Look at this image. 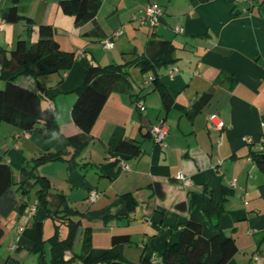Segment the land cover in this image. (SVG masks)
<instances>
[{
	"label": "crops",
	"instance_id": "0c3cea01",
	"mask_svg": "<svg viewBox=\"0 0 264 264\" xmlns=\"http://www.w3.org/2000/svg\"><path fill=\"white\" fill-rule=\"evenodd\" d=\"M42 1L40 20L51 24L50 12L57 0L23 4L29 12ZM251 1L101 0L94 20L75 26L72 19L67 25L72 29L69 35L54 36L62 49L75 54L62 81L58 83V75L47 89L64 136L80 132L70 110L73 90L88 66L132 60L145 52L151 38L171 41L175 58L157 68L173 98L168 111L148 80L151 72L130 67L128 91L116 90L108 96L87 145L76 154L58 139L1 124L0 157L5 158L16 181L27 161L45 151L61 153V159L39 166L38 173L49 180L52 195L60 191L79 212L74 217L81 221L74 251L79 252L81 229L88 226L93 256L112 250L128 261L147 256L160 262L166 243H176L182 226L194 221L206 238L217 231L233 237L237 264H264V173L252 158V151L264 147V10L256 0L253 5ZM151 2L162 8L160 23L140 25L133 17H139ZM177 25L182 33L173 30ZM117 29L121 34L114 38L113 48L103 49L102 39ZM171 67L176 68L172 77L168 73ZM20 78L21 85L37 87L32 78ZM3 86L0 81V88ZM206 94L207 101L189 115ZM136 95L143 98L144 111L136 110ZM212 114L223 121L221 130L207 126ZM160 122L168 129L165 146L156 144L149 134L151 126ZM124 140L138 145V154L133 155L131 148L118 149ZM180 172L190 185L182 184L177 177ZM231 181L235 186H229ZM92 191L97 192L94 200L90 199ZM126 192L136 201L132 209L121 196ZM12 195L20 204L18 193ZM36 201L34 196L22 211L0 214V264H14L15 260L29 264L24 251L32 243L17 229L32 218L43 225L49 219L40 206L34 216L29 215ZM66 229L65 224L58 228L60 237ZM113 235H128L130 241L112 244ZM44 254L50 256L45 246Z\"/></svg>",
	"mask_w": 264,
	"mask_h": 264
},
{
	"label": "trees",
	"instance_id": "16d2710c",
	"mask_svg": "<svg viewBox=\"0 0 264 264\" xmlns=\"http://www.w3.org/2000/svg\"><path fill=\"white\" fill-rule=\"evenodd\" d=\"M23 1L25 0H0V18L7 23L23 21L27 30H31L35 22L25 14ZM200 1L204 0H191L193 3ZM256 1L264 10V0ZM254 3L255 0L250 4ZM100 5L101 0H57L60 11L71 16L75 26L94 20ZM37 33L38 38L34 43L21 39L11 50L0 46V81L4 83L0 88V126L8 123L23 131L40 133L45 139H58L64 146L71 147L76 154L87 145L91 128L108 96L116 90L128 91L130 67H137L141 73L151 72L150 81L159 94L163 109H170L173 98L161 81L157 68L174 61L173 45L169 40L151 38L146 43L145 52L132 60L104 66L91 64L85 69L80 85L73 90L75 100L70 110L71 119L80 132L64 136L57 124V108L47 93V88L43 86V81L51 74H58L60 83L63 74L72 66L75 54L60 47L54 37L55 28L51 24H38ZM20 77L32 78L37 87L31 89L21 85L17 81ZM207 99L208 94L201 96L189 115L199 109ZM42 101H45V105ZM122 148H131L133 155L139 152L138 145L131 141H122L118 149ZM61 158L60 152L40 153L22 165L20 178L16 181L11 167L5 158L0 157V214L6 216L11 210L22 211L28 205L26 196L35 188V208L40 206L53 221L55 233L47 240L42 237L43 223L40 220L33 218L23 228L22 234L32 243L30 251L37 256V264H237L233 258L237 251L233 237L217 231L206 238L201 234V225L194 221H187L182 226L176 243H166L160 262H154L147 256H141L132 262L112 250L93 256L91 228L88 226L81 229L79 252L74 251V240L81 228V221L74 217L79 212L69 205L60 191L52 195L49 180L38 173L39 166ZM252 158L264 173V147L252 151ZM15 185L17 188L12 189ZM16 192H20V204L13 198L12 194ZM121 196L128 209L135 206L136 201L131 193L126 192ZM58 223L65 224L67 228L63 237L59 236ZM46 241L50 246L49 259L44 254ZM129 241L128 235H113L111 238L112 244ZM14 264L22 263L15 260Z\"/></svg>",
	"mask_w": 264,
	"mask_h": 264
},
{
	"label": "rangeland",
	"instance_id": "374dc122",
	"mask_svg": "<svg viewBox=\"0 0 264 264\" xmlns=\"http://www.w3.org/2000/svg\"><path fill=\"white\" fill-rule=\"evenodd\" d=\"M25 2H28V0L23 1V3ZM44 6H45V1H42L36 6V8L33 11L29 10L28 12L25 10L26 11L25 14L31 17L35 22V24L32 25L31 30H27V26L23 21H20L17 23H7L0 18V46L7 50H11L15 48L16 42L21 39L28 40L31 43L36 42L38 38L37 25L42 23L40 19L43 14ZM71 21H72L71 16L65 15L64 13H62L56 5L52 7L51 12H50V23L51 24L54 23L53 25L57 29L56 34H55L56 38L60 39V35L67 36V34L69 35V33L72 32V29H70L69 27L67 28V25ZM57 77H58V74H51L47 76L44 82L47 89L51 81H53ZM17 80H21V78H18ZM42 104L45 105V101H42ZM16 188L17 187L15 185L14 189ZM35 192H36V189L34 188L28 193V195L25 198L27 202L31 201V199L35 196ZM19 197H20V192H18V199ZM19 202H20V199H19ZM32 221H33V218H32ZM44 221L45 222L43 225L42 237L44 240H47L52 234L55 233V228H54L52 219L49 218ZM24 222L25 221L20 220L19 224H24ZM61 227H62V224L58 223V228H61ZM61 232L62 230H60V233ZM76 244L77 243L75 242L74 244L75 249L77 248ZM45 250L46 252L50 253V246H49L48 241L45 242ZM24 252H26L27 263L30 264L32 262L34 264H37L36 262L37 256L34 253H32L30 250H27V249ZM47 258L48 259L50 258L48 254H47Z\"/></svg>",
	"mask_w": 264,
	"mask_h": 264
},
{
	"label": "built area",
	"instance_id": "2783aa9c",
	"mask_svg": "<svg viewBox=\"0 0 264 264\" xmlns=\"http://www.w3.org/2000/svg\"><path fill=\"white\" fill-rule=\"evenodd\" d=\"M248 1V0H245ZM163 11L162 8L156 3V2H151L148 3L144 6L142 10V14L139 17H133L140 25L148 24L150 27H155L160 23V19L162 17ZM173 30L176 33H182L183 28L179 25L175 26ZM121 34V29H117L112 32L110 36L105 37L101 41L102 48L105 50L112 49L114 46V38L119 36ZM176 71L175 67H171L169 69V75L172 77L173 72ZM151 79V76H148V80ZM134 106L137 111H144L145 105H144V100L140 96H136L134 99ZM207 126L209 128H213L216 130H221L224 127L223 121L217 116V115H210L209 120L207 123ZM149 133L153 141L158 144L159 146H165L166 145V137L168 135V129L167 126L163 123L160 122L156 125L151 126L149 129ZM112 161H114V158H112ZM121 167L127 168V164L122 163ZM181 181L184 186L190 185V181L187 177H185L181 172L177 176ZM229 186L233 187L235 186V182L231 181L229 182ZM97 196V192L92 191L90 194V199L94 200L95 197ZM35 206H31L29 210V215H33L35 212ZM18 232L23 231V227H18L17 229Z\"/></svg>",
	"mask_w": 264,
	"mask_h": 264
}]
</instances>
